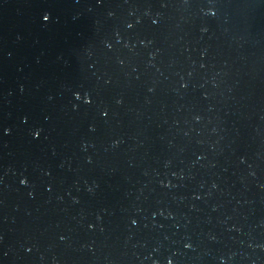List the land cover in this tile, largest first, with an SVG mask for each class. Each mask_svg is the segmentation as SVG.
<instances>
[{
    "label": "water",
    "instance_id": "1",
    "mask_svg": "<svg viewBox=\"0 0 264 264\" xmlns=\"http://www.w3.org/2000/svg\"><path fill=\"white\" fill-rule=\"evenodd\" d=\"M169 262L264 264V0H0V264Z\"/></svg>",
    "mask_w": 264,
    "mask_h": 264
},
{
    "label": "snow or ice",
    "instance_id": "2",
    "mask_svg": "<svg viewBox=\"0 0 264 264\" xmlns=\"http://www.w3.org/2000/svg\"><path fill=\"white\" fill-rule=\"evenodd\" d=\"M213 15H214V13H213ZM43 20H44V21H49V20H50V15L45 14V15L43 16ZM88 103L90 104V103H92V101H91V100H88ZM107 115H108V114L105 113V116H107ZM35 135H36V136H39L40 133H39V132H36ZM24 183H27V181H24ZM133 223H135V221H133ZM188 246L191 247V245H188ZM169 264H171V262H169Z\"/></svg>",
    "mask_w": 264,
    "mask_h": 264
}]
</instances>
